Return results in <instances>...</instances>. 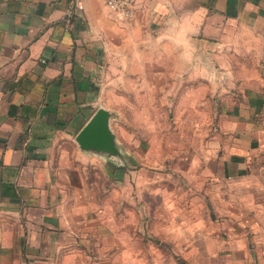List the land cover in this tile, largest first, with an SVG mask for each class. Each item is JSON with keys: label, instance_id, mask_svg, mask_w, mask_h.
I'll list each match as a JSON object with an SVG mask.
<instances>
[{"label": "crops", "instance_id": "crops-1", "mask_svg": "<svg viewBox=\"0 0 264 264\" xmlns=\"http://www.w3.org/2000/svg\"><path fill=\"white\" fill-rule=\"evenodd\" d=\"M129 8L0 0V264H264V0ZM100 106L124 160L76 140ZM127 110L174 144L151 201Z\"/></svg>", "mask_w": 264, "mask_h": 264}, {"label": "rangeland", "instance_id": "rangeland-1", "mask_svg": "<svg viewBox=\"0 0 264 264\" xmlns=\"http://www.w3.org/2000/svg\"><path fill=\"white\" fill-rule=\"evenodd\" d=\"M235 34L236 36H239L240 38V45L237 46L236 51L237 53L241 51V53H238L237 58H236V63H235V70L239 71L245 68V64L247 67H252L254 65L253 63L248 61L247 58L243 56V52L247 49L246 46L249 45L248 41L251 39V35L248 31H246L243 28H238ZM243 61H246V63H244ZM263 64L264 63H261L262 69L264 70ZM259 65L260 64H257V67H259ZM235 82L237 85H239L241 82V79H236ZM149 113L151 112H140L139 114L144 115V114H149ZM123 115H124V119H121L120 121L115 120V124L116 122H118L116 127H117L119 134L122 136L123 145L127 153L137 154L139 156L138 165L140 169L146 170V173L144 174V178L147 181H145L144 187L142 186L140 187L141 188V191H140L141 200L143 202H145L146 200L151 201V167L155 165H160V164L164 165V162L165 163L169 162L168 159L164 158L165 155H163V152L171 149V147L174 144L164 141V133L161 135H158L164 132V129L160 128L161 132L159 131L158 134H155L158 128L155 127L154 129L151 127V119H148L147 117L145 118L142 117L140 121H137V120L133 121V119H131L133 112L130 110L123 111ZM152 134L154 135L151 136ZM151 139L153 141H151ZM151 152L156 154L154 155L155 159L151 160ZM177 256H174V257L176 258ZM147 258L150 260L148 263L151 264V260L152 262H154L153 259L151 258V255L148 256Z\"/></svg>", "mask_w": 264, "mask_h": 264}, {"label": "water", "instance_id": "water-1", "mask_svg": "<svg viewBox=\"0 0 264 264\" xmlns=\"http://www.w3.org/2000/svg\"><path fill=\"white\" fill-rule=\"evenodd\" d=\"M114 115L110 109L100 106L82 127L76 136L80 147L105 153L109 157L124 160V154L116 139L111 126V117Z\"/></svg>", "mask_w": 264, "mask_h": 264}, {"label": "built area", "instance_id": "built-area-1", "mask_svg": "<svg viewBox=\"0 0 264 264\" xmlns=\"http://www.w3.org/2000/svg\"><path fill=\"white\" fill-rule=\"evenodd\" d=\"M107 6L118 14L129 16L131 10L129 8V0H105Z\"/></svg>", "mask_w": 264, "mask_h": 264}]
</instances>
